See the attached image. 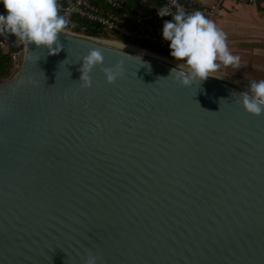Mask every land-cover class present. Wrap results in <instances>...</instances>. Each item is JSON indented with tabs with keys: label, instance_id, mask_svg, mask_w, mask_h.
<instances>
[{
	"label": "water",
	"instance_id": "1",
	"mask_svg": "<svg viewBox=\"0 0 264 264\" xmlns=\"http://www.w3.org/2000/svg\"><path fill=\"white\" fill-rule=\"evenodd\" d=\"M58 43H26L0 83V264H264V113L236 102L246 90L181 86L182 70L90 36Z\"/></svg>",
	"mask_w": 264,
	"mask_h": 264
},
{
	"label": "clouds",
	"instance_id": "2",
	"mask_svg": "<svg viewBox=\"0 0 264 264\" xmlns=\"http://www.w3.org/2000/svg\"><path fill=\"white\" fill-rule=\"evenodd\" d=\"M0 4L6 13L0 15V33L7 31L22 42L51 49L52 54L58 52L59 34L69 23L68 18L60 14L58 0H0ZM158 15H171V20L163 23L162 38L169 42L171 57L183 61L187 68V71H171L170 75L181 86L204 81L221 65H239V57L228 48L226 33L202 12L187 13L182 6L176 5L174 14L168 8H162ZM81 61L79 82L82 87L89 88L92 85V69L104 62L103 52L100 48H92ZM101 71L108 84L114 83L122 75L119 64L103 67ZM237 95L236 102L246 113L252 116L264 113V79L251 82L248 91ZM97 259V256L89 254L84 264H97Z\"/></svg>",
	"mask_w": 264,
	"mask_h": 264
},
{
	"label": "built area",
	"instance_id": "3",
	"mask_svg": "<svg viewBox=\"0 0 264 264\" xmlns=\"http://www.w3.org/2000/svg\"><path fill=\"white\" fill-rule=\"evenodd\" d=\"M159 6L152 7L147 13H140L133 7L127 6L124 0H102V3L93 0H58L60 14L68 18L69 23L64 30L69 34L86 36L89 25L97 27L101 35L122 36L130 41L146 40L153 42L163 49L168 43L161 33L154 31L152 20L171 18L160 16L162 8H168L175 13L176 5H180L187 13L200 11L209 20L222 14L223 4L257 5L264 0H216L215 3L204 4L198 0H159ZM139 5H147L149 0H137ZM6 14L0 4V15ZM0 47L6 51L14 65V75L21 69L26 53V43L5 31L0 33Z\"/></svg>",
	"mask_w": 264,
	"mask_h": 264
},
{
	"label": "rangeland",
	"instance_id": "4",
	"mask_svg": "<svg viewBox=\"0 0 264 264\" xmlns=\"http://www.w3.org/2000/svg\"><path fill=\"white\" fill-rule=\"evenodd\" d=\"M198 1L203 3L216 2V0ZM251 7L253 8L254 6ZM245 24L247 25V29L240 37L236 38L230 36L227 25L221 28L218 27L219 29H222L224 33H226L228 48L233 55L239 57V65H221V67L215 71V73L224 76L228 75L227 77L239 79L250 84L253 81L264 79V13L258 14L252 10L247 11ZM238 38H240L241 41H239ZM4 81L7 80H3L1 82Z\"/></svg>",
	"mask_w": 264,
	"mask_h": 264
},
{
	"label": "trees",
	"instance_id": "5",
	"mask_svg": "<svg viewBox=\"0 0 264 264\" xmlns=\"http://www.w3.org/2000/svg\"><path fill=\"white\" fill-rule=\"evenodd\" d=\"M93 1L102 3V0H93ZM124 2L127 6L133 7L135 10H137L140 13L150 12L152 10V7L159 6L161 4L159 0H149V3L147 5H139L137 3V0H124ZM170 20L171 18H160V19L152 20L154 31L162 34L163 23L165 21H170ZM86 36L116 40L122 43L131 44L146 49L148 51L154 52L156 54H159L163 57L175 60L170 55L169 47L167 49H163L161 47H158L153 42L146 40L130 41L128 38L122 36L101 35L97 27L92 25H89V27L87 28ZM178 62H183V61H178ZM13 75H14L13 62L11 61L9 54L0 47V82L3 80L10 79Z\"/></svg>",
	"mask_w": 264,
	"mask_h": 264
},
{
	"label": "crops",
	"instance_id": "6",
	"mask_svg": "<svg viewBox=\"0 0 264 264\" xmlns=\"http://www.w3.org/2000/svg\"><path fill=\"white\" fill-rule=\"evenodd\" d=\"M201 2V1H199ZM203 3V2H201ZM211 4V3H204ZM246 4H231L225 2L222 8V14L220 16H215L211 21H213L217 27L228 26V30L230 36L240 37L242 33L247 29V25L245 24L246 12L247 11H255L258 14L264 13V3H260L257 5H248ZM251 6H254L253 8ZM222 30V29H221ZM241 41L240 38H238Z\"/></svg>",
	"mask_w": 264,
	"mask_h": 264
},
{
	"label": "bare ground",
	"instance_id": "7",
	"mask_svg": "<svg viewBox=\"0 0 264 264\" xmlns=\"http://www.w3.org/2000/svg\"><path fill=\"white\" fill-rule=\"evenodd\" d=\"M93 38H95V37H93ZM95 40H97V41H99L101 43L113 46V47L126 49V50H131V51L144 53V54L153 56L155 58H158V59L170 64L171 66H173V67H175V68H177L179 70L187 71V68H186V66H185V64L183 62H178V61L163 57V56H161L159 54L152 53V52H150V51H148L146 49H142V48H140L138 46H134V45L127 44V43H122V42L115 41V40L104 39V38H97V39L95 38ZM227 76L220 75L218 73L212 72V73H210V76L208 78L216 80V81H220V82H223V83H226V84H229V85H233V86H236V87H239V88H242V89L248 91V88H249V85H250L249 83H246V82L241 81L239 79L230 78V77H227Z\"/></svg>",
	"mask_w": 264,
	"mask_h": 264
}]
</instances>
